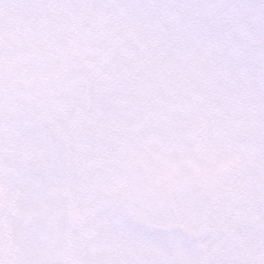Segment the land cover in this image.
Returning <instances> with one entry per match:
<instances>
[{"label":"snow or ice","instance_id":"1","mask_svg":"<svg viewBox=\"0 0 264 264\" xmlns=\"http://www.w3.org/2000/svg\"><path fill=\"white\" fill-rule=\"evenodd\" d=\"M0 264H264V0H0Z\"/></svg>","mask_w":264,"mask_h":264}]
</instances>
